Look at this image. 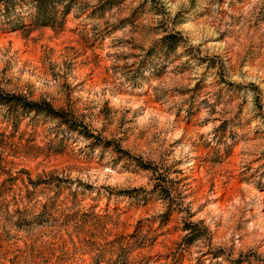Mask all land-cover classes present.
I'll use <instances>...</instances> for the list:
<instances>
[{"label": "rangeland", "instance_id": "1", "mask_svg": "<svg viewBox=\"0 0 264 264\" xmlns=\"http://www.w3.org/2000/svg\"><path fill=\"white\" fill-rule=\"evenodd\" d=\"M175 3L0 25V264H264V2Z\"/></svg>", "mask_w": 264, "mask_h": 264}, {"label": "clouds", "instance_id": "2", "mask_svg": "<svg viewBox=\"0 0 264 264\" xmlns=\"http://www.w3.org/2000/svg\"><path fill=\"white\" fill-rule=\"evenodd\" d=\"M103 2L104 0H77L75 4H71V0H60L59 3H57V0H26L27 6L22 13L17 10L16 14L10 15L6 11H0V25L9 24L14 26L22 23V21L31 23L35 18L43 15L45 12H50L54 5L60 12H63L65 8L71 6V14L75 16L85 7V5L89 7H99ZM252 2L253 4H256L264 2V0H252ZM181 6L189 11H195L191 6V0H176V3L172 6L173 14L175 11H178ZM158 19L163 18L158 17ZM111 22L115 23L116 21L111 20ZM100 27L102 28L103 24H101ZM0 67H2V65H0ZM4 111H7V109H4ZM215 127V124H208L202 129L205 133V139L213 144L216 143V140L213 139V135H215L213 129ZM160 211H163V209H160Z\"/></svg>", "mask_w": 264, "mask_h": 264}, {"label": "trees", "instance_id": "3", "mask_svg": "<svg viewBox=\"0 0 264 264\" xmlns=\"http://www.w3.org/2000/svg\"><path fill=\"white\" fill-rule=\"evenodd\" d=\"M46 14L44 13L43 15L39 16V18H45ZM42 22H45L44 20ZM9 100L8 98H3L2 96H0V104H5V103H8ZM24 107L25 109H29V110H32V111H39V109L37 108V105H33V104H28V103H24Z\"/></svg>", "mask_w": 264, "mask_h": 264}]
</instances>
